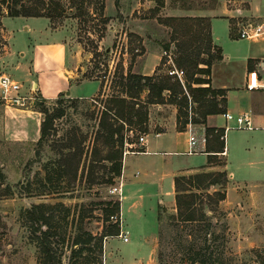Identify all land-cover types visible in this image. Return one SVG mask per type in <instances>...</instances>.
<instances>
[{"label":"rangeland","instance_id":"1","mask_svg":"<svg viewBox=\"0 0 264 264\" xmlns=\"http://www.w3.org/2000/svg\"><path fill=\"white\" fill-rule=\"evenodd\" d=\"M56 1L64 7L65 12L50 22L52 28L67 31V53L73 56L74 65L77 67L71 81L75 83L82 78H96L100 81V90L88 98L71 97L62 92L60 94L64 98L61 103L57 102L60 94L52 99H45L34 91L27 93L32 95L31 100L44 99L50 111L56 106L63 109L62 114L53 120L39 155L35 152L38 148L37 140L16 142L0 137V264H35L36 247L19 219L20 212L32 203L62 201L71 207L73 215L78 214L80 209L85 215L86 229L92 233L102 231L108 223L104 215L105 202L110 199L120 201L117 195L109 193L110 188L118 185L120 179L117 177L114 184L110 185L91 184L81 175L82 171L84 174L86 171L85 163L93 145L104 100L122 90L118 85L119 73L127 72L131 58L133 62L130 70L133 73L149 75L157 70L159 74H166L173 67L169 63V56H175L174 45L170 43L169 50L165 52L162 48L164 43L170 41L171 29L159 23L158 17L176 13V5L182 0H166L165 6L158 12L152 11L156 5L154 0H104L103 14L107 18L105 25L96 11V0L91 3L85 1L82 9L89 10L90 13L78 17H75L76 7L80 4L75 7L76 4L71 0ZM186 2L193 3L196 10L202 9V5L206 7L212 3L211 0ZM3 16L5 14L0 16V59L7 51L8 54L4 58L5 63L0 67V73L11 76L21 84V88H29L32 79L28 70L33 59L32 45L46 41L41 34L45 21L36 18L24 22L21 17ZM27 26L29 30H24ZM27 39L31 41L29 45L25 42ZM239 44V40L232 41L231 47L225 44L224 49L237 53ZM21 52L24 56L20 55ZM158 57L162 58L160 65ZM156 61H159L158 65ZM76 90L73 88L71 94L76 95ZM144 94L142 93L143 96ZM0 103L7 105L2 101ZM150 107L153 124L159 122L158 117L161 115L166 118L162 119L165 125L171 120L173 105L153 104ZM28 108L35 109L33 105ZM40 116L42 119L41 113ZM213 123L226 127L227 168L232 178L225 187L226 198L218 204L217 209L209 210L205 206L207 215L211 218L210 229L217 234L209 243L222 251L224 264H258L257 251L260 252L257 258L264 260V127L253 124L251 129L239 128L234 125V121L226 122L221 115L214 117ZM164 124L150 126L146 132L149 133L147 138L153 144L151 151L154 153L128 156V166L133 163L130 175L138 171V178L141 179L144 171H148L144 180L146 187L141 190L136 209L128 210V204H122L123 222L120 213L118 214L120 230L122 223V229L128 232L124 234H128L129 241L125 242L123 237L121 238L124 242L117 237H106L104 242L107 238L109 240L106 246L103 242L102 264L105 261L106 264H159L160 250L163 252L165 264H181L179 258L182 255L179 254L186 251L192 239L203 245L205 221H179L172 225L167 216L175 212L174 204L169 205L173 200L172 171L199 165L205 160L198 155L174 154L177 142L172 127L159 134L160 136L154 134ZM192 127L195 134L206 137L203 125L193 123ZM2 129L4 126L0 123V135L3 134ZM143 133L145 132L134 131L127 135L129 137L126 140L130 142L125 148L129 153L139 150L135 142ZM76 147L82 148L84 153L77 179L69 184L70 191L63 195L36 194L42 189L38 181L44 176V164L57 159L60 152ZM163 158L168 161L167 164L153 165L156 160ZM169 162L172 164L169 165ZM216 168L219 169L220 165ZM67 178L69 177H66V182ZM7 187L10 194L5 195ZM218 188L216 185L211 186L209 192ZM47 192L44 188V193ZM157 196L166 204L158 206V213L155 210ZM78 204L81 208L75 209ZM159 214L163 217L162 221L158 220ZM159 228L163 230L162 239H159ZM206 236L211 238L209 234ZM177 251L181 253L178 254ZM69 256L70 249H66L62 264L70 263ZM81 257L83 256L78 257V261ZM95 262V257L90 254L86 264H96Z\"/></svg>","mask_w":264,"mask_h":264},{"label":"trees","instance_id":"2","mask_svg":"<svg viewBox=\"0 0 264 264\" xmlns=\"http://www.w3.org/2000/svg\"><path fill=\"white\" fill-rule=\"evenodd\" d=\"M77 6L75 17L89 14L83 10L82 4L92 0H71ZM98 2V14L105 25L107 18L104 16V0ZM156 5L152 11L158 12L165 6L166 0H154ZM208 6L202 9L214 8L218 0H211ZM178 9H196L191 2L182 0ZM65 12L64 7L56 0H0V16L9 17H46L49 20L59 18ZM158 22L171 29L170 41L164 43L163 51L170 48V43L175 47V56L171 57L173 66L182 72L180 80L176 75L153 74L145 75L131 72V63L127 72L119 73L118 85L122 90L111 94L104 100L93 138V145L85 163V176L87 182L93 184H114L115 179L121 175L123 152L126 140L130 133L147 132L150 118V105L169 103L174 106L176 129L184 131L189 123L201 124L208 138L218 140L224 137L225 128L209 127L206 125L208 115L225 112L226 99L223 89H215L210 85L211 65L221 59V48L213 43L210 32V19L203 16H163L158 17ZM138 55V54H136ZM162 63L160 59L159 65ZM142 93H145L144 96ZM167 93V94H165ZM62 94L57 98L61 103ZM35 110L43 115L40 121L39 137L36 141V155H39L43 143L52 127L55 117L62 114L63 109L56 106L52 111L44 103V99L35 100ZM218 151H224V141L220 139ZM83 149L80 147L60 152L57 159L44 164V176L39 179L42 189L36 194L55 193L63 195L70 191L69 184L77 179V172L82 161ZM221 154V152H220ZM209 164H224L218 154L208 155ZM0 176H2L0 172ZM66 177L68 182L65 181ZM56 180V181H55ZM228 176L222 171H197L189 174H180L174 177V209L175 212L167 216L172 225L179 221L193 223L205 221L206 234L203 245L191 240L190 245L181 253V264H224L222 251L210 245V241L217 234L210 228L212 223L207 215L205 206L209 210H216L218 204L226 197V184ZM46 185H48L46 187ZM218 189L209 192L211 186ZM44 188L47 193H44ZM6 194H10L9 187ZM28 191V190H27ZM80 207L81 205H75ZM72 209L62 201L53 203H32L19 214L21 224L27 229L28 237L36 247L35 264H62L66 249H70L69 264H86L90 254L96 259V264H102L103 242L106 237L120 234V201L108 200L105 202L104 215L108 223L99 233H92L85 228V215L80 211L73 215ZM116 216V220H111ZM163 217L159 214L158 220ZM209 234L211 238L206 236ZM159 239L163 237V230L159 228ZM176 252V253H177ZM177 255V254H175ZM258 264H264L259 260ZM83 256L78 261V257ZM75 258V259H74ZM83 259V260H82ZM159 264H165L163 252H159Z\"/></svg>","mask_w":264,"mask_h":264},{"label":"crops","instance_id":"3","mask_svg":"<svg viewBox=\"0 0 264 264\" xmlns=\"http://www.w3.org/2000/svg\"><path fill=\"white\" fill-rule=\"evenodd\" d=\"M176 11V13H173L172 16H203L210 19V32L213 43L221 48V59L215 61L211 65L210 85L212 88L223 89L225 91V112H229L231 115L236 116L245 111H250L253 124H255V126L264 127V66L261 65V62L264 61V35L252 39L238 38V28L242 21L254 23L264 21V0H218V3L214 8L197 10L177 9ZM18 17H21L24 22L28 19H43L45 22L41 34L46 40L44 43L39 42L36 45H32L33 59L30 62V68L28 69L29 75L32 77L31 85L29 88L22 87L20 90L21 94L33 98L32 95H28L27 93L31 94L34 91L35 94H39L45 99H52L56 97L57 94L62 92L67 95L69 94L71 97L76 96L79 98H88L97 94L101 85L98 79L82 78L75 83H72L71 81V79L75 76L77 67L74 65L73 56L67 53L68 50L65 39L68 34L66 30H56L52 28L50 20L46 17ZM233 27H235V31L232 29ZM24 30H29V27L27 26ZM238 40L241 41V44L238 45L237 53L230 52V50L226 51L224 49L225 44L231 47V42ZM25 42L28 44L31 41L30 39H27ZM7 54L8 51L6 52V55ZM6 55L0 59V67H2V63H5L4 58ZM20 55L24 56V53L21 52ZM158 60L160 61V57H158ZM159 61H156V65H158ZM253 75L258 77L260 85L259 87L250 90L246 88V84L248 78ZM73 88L75 90L77 89L76 95L71 94ZM34 101L35 100L31 101L32 105L34 104ZM217 115H221L226 122L232 121L226 120L223 113L212 114L207 116L206 125L209 127L225 128L226 131V127L213 123V119ZM171 117V120L166 125L163 121L166 119L165 116H159V122L154 124L151 122L150 117L148 128L150 126H155L156 124H164V126L159 130L155 129V132H159L161 135L169 127H172L175 133V141L177 142V150L174 151V154H186L188 156L198 155L203 157L205 162L199 165H191V167L179 168L172 171L171 193L173 200L169 205L174 204L173 179L177 175L189 174L197 171L213 172L225 170L228 176L227 184L232 178V174L227 168L225 135L223 138L220 137L218 140L211 139L209 137L208 141L204 144H197L196 153L187 154L185 151L188 147V131H179L176 129L175 110L173 111ZM40 121V113L35 109L20 108L0 103V123L4 126V129L1 130L3 131V134L0 135L1 139L13 140L16 142L36 141L39 137ZM4 134L6 135L5 137ZM220 139L224 141V153L223 151H218L220 150L218 148L219 142H221ZM138 148L142 151L125 154L122 159L121 175L119 176V183L121 184L120 218L122 222V204H128L127 209L131 211L138 207V199L141 196V190L146 187L144 180L148 176L147 170L144 171V176L141 179L138 178V171L130 175V167L133 166V163H130L128 166V156L138 154L148 155L150 152L154 153V151H151L153 144L147 137L145 143ZM209 154H218L220 161L224 162V164H209ZM222 155H224L223 158L221 157ZM167 162L168 161L163 158L162 160H156L153 165L163 166V164H167ZM171 164L172 162H169V165ZM217 165H220L219 169L216 168ZM156 201L155 210L158 213V206H165L166 204L164 205L161 202L159 196L156 197ZM124 232H127V230L122 229L121 223L120 234H124ZM120 234L113 237H117L122 240ZM126 236L127 241L125 242H128V234H126ZM109 238L107 239L109 240ZM108 240H105L104 246H106Z\"/></svg>","mask_w":264,"mask_h":264},{"label":"built area","instance_id":"4","mask_svg":"<svg viewBox=\"0 0 264 264\" xmlns=\"http://www.w3.org/2000/svg\"><path fill=\"white\" fill-rule=\"evenodd\" d=\"M264 35V21L263 22H249V21H242L239 25L238 28V38L241 39H252V38H257L259 36ZM169 63H173L171 61V58L169 56ZM261 65L264 66V61L261 62ZM168 74L176 75L177 78L182 80V72L177 70L174 66L168 70ZM259 81L258 77L256 75L250 76L248 78L246 88L247 89H253L259 87ZM21 90V84H19L17 81L11 78L8 74L5 73H0V101L4 102L7 105L11 106H17L20 108H28L30 105H32V98L29 96H25L20 93ZM224 117L226 120H232L234 121V125L239 128H247L251 129L253 127V122H252V115L250 111H245L239 115L233 116L229 112H224L223 113ZM186 130L188 131V147L185 153L187 154H192L196 153L197 149L196 146L198 143H205L206 142V137L204 135L198 136L195 134L192 124L189 123L187 125ZM155 136H159V132L154 133ZM147 134L143 133L140 134L137 137L136 140V145L137 147L142 146L145 141H146ZM223 138V137H221ZM128 145V144H127ZM142 150H136V151H131V153H137ZM129 153V151L126 150L123 152V156L125 154ZM225 152V149L223 153ZM110 194L117 195L118 199L121 198V184L119 183L118 185L112 186L109 190ZM111 219L116 220V216H111ZM121 237H123L124 241H127V236L125 234H120Z\"/></svg>","mask_w":264,"mask_h":264}]
</instances>
